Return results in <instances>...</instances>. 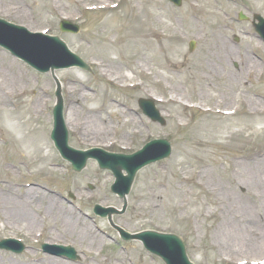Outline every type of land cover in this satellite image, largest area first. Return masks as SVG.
I'll return each mask as SVG.
<instances>
[{
  "label": "rangeland",
  "instance_id": "rangeland-1",
  "mask_svg": "<svg viewBox=\"0 0 264 264\" xmlns=\"http://www.w3.org/2000/svg\"><path fill=\"white\" fill-rule=\"evenodd\" d=\"M11 1L22 5L26 13L21 17L11 13L9 9L14 5L10 4ZM114 1L115 4L121 2V8L114 13L103 14L87 11L85 6L90 3L81 4L78 0H0V17L33 32L46 31L51 35H59L73 52L90 65L89 72L80 69L56 72L65 95V116L74 105L72 98L68 97V89L76 88L79 94L85 87L88 90L79 99V113L82 115L83 111L92 108L102 109V120L109 134L82 137L81 132L73 133L69 129L71 146L78 149L100 147L120 152L123 151L120 145H125L129 149L124 150V153H133L145 141L163 138L171 141L172 156L145 168L137 175L128 197V211L115 219L117 225L131 233L154 230L179 236L185 242L189 259L194 264H264V254L257 258L242 251L236 252V248L231 253L221 249V242L215 233L220 224L222 203H219L213 187L216 185L223 197L232 191L238 203L242 201V204L262 207L260 191L258 188L246 187L240 181L235 166L239 156L249 157L264 151V43L252 25L254 15L264 17V0H239L236 3L226 0H183L180 8L168 0ZM239 13L249 20L239 21ZM133 16H140L147 23L148 35L158 46L157 53L163 55L159 59L153 54L148 55L146 63L151 69L148 76L137 73L136 76L146 81L143 89L123 91L117 84L109 82L96 63L110 65V61L116 60L115 65L109 66L111 73L131 76L129 71L132 69H126V65L139 59L132 47L128 50L125 48V45L132 43L133 38H128V29L136 24ZM62 18L79 24L81 33L78 36L61 34L59 23ZM112 28L114 31H110ZM216 29H221L220 36L236 55L230 67H224L225 71L232 76L241 74L242 78L237 87H230L227 100L216 89V82L211 81L210 87L201 90L196 72L185 68L189 63L195 64L202 58L210 57V36ZM162 35L175 45L176 56L167 50ZM192 41L196 47L190 52ZM106 43L113 48H106ZM0 52L8 57L7 61L18 66L15 70L7 66L1 68L3 76L7 73L10 78H15L13 81L17 85L13 91L18 90L17 86H25L21 82L24 76L30 79L29 82L23 81L25 84L28 82L26 96L15 92L14 96L8 97V93L4 95L3 90H0V190L5 188L3 184L7 182L23 192L24 185L32 181L46 185L62 196L68 197L72 193L75 197L74 208L64 202L59 204L56 196L52 197L54 212L48 213L47 204H42L39 210L35 208L32 211L35 217L32 228L0 217V240L20 238L27 247L22 255L0 250V260L31 264L47 259L40 250V244L52 238L60 244L74 243V248L81 254L80 264H164L160 258L149 254L139 242L120 241L116 244L114 239L118 241V236L106 220L95 218L92 221L81 216L80 209L85 215L94 217L91 207L99 202L103 206L121 208L122 201L110 193V185L115 179L111 172L99 171L94 161H90L81 174H76L71 165L62 160L50 136L53 129L52 112L57 101L52 74H40L7 51L0 49ZM245 54L258 63L249 74L243 71L246 63L240 58ZM169 57H178V66L170 68L172 61ZM105 67L107 69L108 66ZM19 71L26 75H19ZM71 81H76L77 85L73 86ZM5 83L9 85V82ZM171 86L179 88L180 91L176 93L191 102L192 107L159 103L157 99L160 97L170 96ZM7 88L12 89L10 86ZM32 94L35 97L40 94L44 100L41 114L34 118H31L26 105L22 104L28 96L32 98ZM150 97L158 101L157 108L166 123L164 126L151 122L139 108L138 101ZM225 100L232 108L230 112H236L233 118L207 115L205 109L217 103L223 108L222 102ZM118 102L126 109L136 110L138 114L119 108L116 105ZM123 113L137 119L140 133H131L132 127L127 125L123 127L121 124L119 127L120 118L121 121L124 118ZM9 114L20 123L30 121L24 132H32L42 150L30 160L23 156V149L15 144L16 138L8 132ZM106 141H111L109 147ZM48 153L50 158L46 162L43 158ZM89 186H92L93 191H89ZM89 196L94 197L90 199ZM59 208L64 210L63 214L71 215L72 226L89 230L88 235L83 237L78 231L73 236L71 232L66 234L61 221L57 220L61 212ZM235 213L239 212L235 211L233 215ZM37 231H42V238L36 237ZM51 232L53 235H50ZM122 246L126 249H121Z\"/></svg>",
  "mask_w": 264,
  "mask_h": 264
},
{
  "label": "bare ground",
  "instance_id": "bare-ground-1",
  "mask_svg": "<svg viewBox=\"0 0 264 264\" xmlns=\"http://www.w3.org/2000/svg\"><path fill=\"white\" fill-rule=\"evenodd\" d=\"M81 4H85L89 2L92 5H95L97 9H105L109 12H104L107 14L114 13L118 11L121 8V5L117 8L112 7V3H108L110 0H78ZM10 4H14L10 7V12L13 14H16L18 17L23 16L26 11L24 10V7L20 5L19 3H16V1H11ZM103 13V12H102ZM137 13V12H136ZM137 15H140L138 13ZM135 16V15H134ZM133 16V17H134ZM136 24L135 26H131L128 30H130V33L128 34V38L132 37L131 45H125V48L128 50V48L132 47V50L136 53V57L139 58L134 61H131L126 65V69L130 68L132 69L130 74L131 76H127L125 74H120L118 76L113 75L111 73V69L109 66L115 65L116 60L110 61L109 64H105L102 62L98 67L102 66V72L103 75L109 78L111 81H113L115 84L120 85L123 89L128 88H138L143 89L144 83L140 84H134L131 85L132 82L135 79H138L139 76L136 75H146L148 76L151 69L148 67L146 61L147 57L150 54H153L155 57L159 59V57L163 54L157 53L158 46L152 40V36L149 34V28L147 26V23L142 20L140 16L134 17ZM115 28V27H114ZM114 28L110 29V31H114ZM221 29H216L214 33L210 36V57L201 59L198 62L189 63L185 68L186 70H190L192 72H196L197 74V82L201 88V90L207 89L210 87V82H216L217 86L216 89L219 91V93H223L225 99L230 96L229 89L230 87H237L242 81L241 74L232 76L230 72L225 71V68L230 67V62H233L236 58L235 52L233 51L232 47L222 39L220 36ZM128 33V32H127ZM176 35V33H174ZM163 42L167 47V50L170 52V54L176 56V50L175 45L170 43L171 40H168L164 35ZM127 38V36H126ZM171 39V38H169ZM106 48H113L110 44L106 43ZM165 57V55H164ZM178 58V57H177ZM169 57L172 61L170 68H175L178 66V59ZM241 60L246 63L245 67L243 68V71L246 73H250L254 70V68L258 65L257 61L251 57L248 54L242 55ZM8 57L4 56L0 52V77L2 79L0 83V90H3V94L7 95L8 97L14 96L13 94L15 92L21 93V95L27 94V85L30 79L27 76H24L26 74L19 71V75L24 76L22 79V83L25 86H17V91H13V88H16V83L13 81L15 78H10L7 73H4V76L2 75V69L7 66V68L14 69L18 66L12 62L7 61ZM166 60V58H165ZM7 61V62H6ZM108 66L107 69H105ZM160 67H163L162 65ZM225 67V68H224ZM138 68H141L140 71H138ZM138 72H134V71ZM197 72H201L202 74H198ZM138 73V74H137ZM162 75V74H161ZM28 81L26 84L23 81ZM156 80H158V77H156ZM118 81L119 83H117ZM5 82H9V85ZM128 83H131L128 85ZM7 86H10L12 89H8ZM2 88V89H1ZM85 88L82 89V91L78 94L74 89L70 90V97L72 98V103L74 104L70 109L69 112H67L66 115V125L69 129H72L74 133H82V137L84 136H90V135H108V127L102 120V115L100 114V110L97 108L88 109L86 112L79 113V110L81 109L78 105L80 104V100L82 94L85 92ZM180 89L175 86H171L170 89V97L166 100V103L169 104H189L188 100L184 98L182 95H180L179 92ZM26 96V95H25ZM36 95L32 94L30 98L28 96L27 101H24L22 104L26 105L27 109L31 112V118L36 117L39 113L41 114L42 106H43V96L38 94ZM73 99H76V101H73ZM226 100L222 102L223 108L219 107L220 103H217L215 106L212 107V109L208 110V113H211L212 115H218L220 113V110H223L224 112L227 111V109H231L229 104L226 103ZM253 106H257L255 102H251ZM133 110H128L127 112L131 113ZM97 114V115H94ZM210 114V115H211ZM208 115V116H210ZM12 115L9 114L8 118V132L11 135V137H15L17 143L19 144L20 148L23 149V156L26 157L28 160L32 158L34 154L41 153L42 150H40L39 146L37 145V138L33 133H26L24 130L26 127L30 125V121H27L25 123H20L16 118L11 117ZM123 121H119V127L121 124L124 126H130L131 133L136 134L140 133L137 129L138 122L137 119L134 116L125 115L123 113ZM27 130V129H26ZM127 134V133H126ZM126 135H124L125 137ZM14 144V145H15ZM33 150V152H32ZM50 155L49 153L44 156L43 160H46V162L49 160ZM45 162V161H44ZM237 165L235 166L239 172H236L240 174V181L245 184L246 187H254L258 188L260 191V197L263 198L262 201V207L260 206H252L248 204H242V201H236V196L232 191H229L227 194V197H223L220 195L221 191L219 188L215 185L214 191L217 192V197H219V203H222V215L220 217V224L217 227L216 233L218 235V239L221 242V249L230 251L232 250L235 252L234 248H236V252L242 251L241 253H248L250 256H260L264 254V151L258 152L254 155H251L249 157L239 156L236 160ZM237 174V176H238ZM4 187L2 190H0L2 195H0V217L7 218L8 221H12L14 223H22L28 226V228H32L35 225V217L32 215V211L36 208L37 210L41 209L40 207L42 204H47V211L48 213L54 212L52 208L55 206L53 199L50 197V192L48 191H41L36 188H28L27 190L21 192L20 190H17V188H13L12 185H10L7 182H4ZM236 188V187H235ZM23 195L21 198H19ZM20 195V196H19ZM61 210L60 215L57 217V220L59 219L63 225L64 232L67 234L68 232H71V235L73 236V233L78 231L80 235L85 237V234L88 235L89 230H86V228H76L72 226V217L71 215L64 213L63 209L59 208ZM45 210V209H44ZM46 211V212H47ZM235 211H238L239 213H233ZM8 213V215H7ZM55 213H58L55 211ZM6 219V220H7ZM5 225V224H4ZM1 228V226H0ZM20 229V228H19ZM259 229V230H258ZM85 231V232H84ZM38 232V231H37ZM53 235L51 232L50 235ZM52 241L53 239H48ZM93 242V241H91ZM233 245V247H232ZM250 251V252H249ZM254 254H253V253ZM264 256V255H263ZM246 258V257H245ZM246 260H250L247 259ZM0 264H18L16 262H9V261H2L0 260ZM41 264H70L67 262H64L59 259L49 258L45 262H42Z\"/></svg>",
  "mask_w": 264,
  "mask_h": 264
},
{
  "label": "water",
  "instance_id": "water-1",
  "mask_svg": "<svg viewBox=\"0 0 264 264\" xmlns=\"http://www.w3.org/2000/svg\"><path fill=\"white\" fill-rule=\"evenodd\" d=\"M181 0H176L177 4H180ZM257 30L264 34V25L260 24ZM13 28V29H12ZM68 27H62V29L68 30ZM0 44L6 46L12 50L19 57L27 60L35 68L41 71H48L50 68H69L72 66L86 67L82 61L76 56L72 55L58 38H43L41 36H31L26 31L19 27H11L7 23L0 20ZM26 49V50H23ZM39 49L48 52L54 50L59 52L67 62L51 65L52 67H44L42 62L39 61L33 51ZM27 50L31 51L28 52ZM143 106V104H142ZM149 107H151L149 105ZM153 108V106H152ZM55 112L57 120V129L53 135L58 148L61 150L65 158L73 163V167L76 171H81L85 166L88 158H95L99 161L103 168H107L113 171L117 178L116 184L113 186V191L120 196L125 197L131 189L132 182L136 173L147 164L155 162L157 160L168 157L171 153V146L167 141L154 143L156 147H164V152L157 157L146 158L142 152L134 156L123 155H110L104 151H92L89 153H73L71 149L67 148L68 135L64 131L62 121V107L59 106ZM154 115L153 118H158V114L154 109H151ZM64 132V134H63ZM62 134V135H61ZM76 156H75V155ZM122 170L128 173V177L122 175ZM99 209V207H97ZM109 210H106L108 212ZM113 211V210H112ZM115 212V211H113ZM112 214L110 215L111 218ZM118 229V228H117ZM123 236L127 235L123 230L118 229ZM130 238L138 239L142 241L145 247L154 254H157L165 259L167 264H191L187 259L185 247L181 239L172 235H161L153 232H144L137 235L129 236ZM68 255L73 257L72 250L68 251Z\"/></svg>",
  "mask_w": 264,
  "mask_h": 264
}]
</instances>
